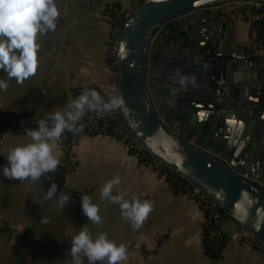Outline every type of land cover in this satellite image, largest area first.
<instances>
[{"label": "crops", "instance_id": "crops-1", "mask_svg": "<svg viewBox=\"0 0 264 264\" xmlns=\"http://www.w3.org/2000/svg\"><path fill=\"white\" fill-rule=\"evenodd\" d=\"M131 2L56 0L60 18L56 30L38 40L36 74L18 84L0 70V79L8 83L7 90L0 91V111L33 110L46 119L84 89L98 86L111 90L107 45L112 22L106 6L128 8ZM228 18L237 26L233 43L264 51V20L254 24L245 15ZM28 142L24 130L0 132V156L7 157L9 148ZM54 152L63 165L66 150L62 137ZM73 155L77 165L63 174L62 186H58V192H68L72 198L64 210L55 198L44 199L51 184L42 179L35 183L10 181L0 174V264H72V237L84 225L93 238L104 232L117 244L127 245L128 259L122 264H264V253L243 229L238 231L235 222L228 224L221 256L214 258L204 243L205 214L200 203L170 185L115 137L83 134L73 147ZM117 175L121 178L117 188L126 199L135 195L154 204L139 230L134 231L130 222L122 219L118 204L101 199L100 189ZM83 194L99 205L100 225L92 224L83 214ZM43 216L50 222L40 223Z\"/></svg>", "mask_w": 264, "mask_h": 264}, {"label": "water", "instance_id": "water-1", "mask_svg": "<svg viewBox=\"0 0 264 264\" xmlns=\"http://www.w3.org/2000/svg\"><path fill=\"white\" fill-rule=\"evenodd\" d=\"M226 1L135 5L112 89L146 148L264 243V51L233 43L236 23L218 10L196 11ZM177 70L195 83L181 87Z\"/></svg>", "mask_w": 264, "mask_h": 264}, {"label": "clouds", "instance_id": "clouds-1", "mask_svg": "<svg viewBox=\"0 0 264 264\" xmlns=\"http://www.w3.org/2000/svg\"><path fill=\"white\" fill-rule=\"evenodd\" d=\"M60 18L56 0H0V70L7 73L8 80L15 79L18 84L34 76L39 67L38 40L48 32L55 31ZM176 82L184 87L195 83V77L176 72ZM8 83L0 79V91H6ZM122 98L114 95H102L94 88L84 89L81 94L62 110H55L46 119H39L35 128H26L24 132L30 142L9 148L7 163L2 172L5 179L38 182L41 177L55 173L61 164V158L54 152L56 142L67 133L79 131L78 125L88 112L103 117L110 111L123 106ZM121 184L119 175L105 182L100 189L101 199L118 204L121 217L130 222L133 230H139L154 204L148 199L141 200L133 195L125 198L117 186ZM114 189L116 191L114 192ZM56 199L57 206L64 210L72 199L70 193L58 192L53 182L44 199ZM83 214L94 225L102 223L100 207L88 194L80 197ZM44 217L40 223H49ZM69 254L72 264H122L128 259V248L124 243L117 244L101 232L95 238L87 225L72 237Z\"/></svg>", "mask_w": 264, "mask_h": 264}, {"label": "built area", "instance_id": "built-area-1", "mask_svg": "<svg viewBox=\"0 0 264 264\" xmlns=\"http://www.w3.org/2000/svg\"><path fill=\"white\" fill-rule=\"evenodd\" d=\"M142 0H132L131 6L122 8L115 4L107 7L108 14L112 22V30L107 45V62L110 67L113 83L118 79L117 76V49L121 28L126 17L130 14L131 9ZM212 10H218L224 17H237L245 15L252 20L261 22L264 20V1L262 0H231L201 6L196 11L199 14H206ZM97 89L102 95H114L113 89L108 90L103 87H91ZM115 96V95H114ZM36 114L23 117L5 116L0 117V121L10 122L16 126L23 124L36 123ZM79 131L76 133H65L62 139L65 144L66 157L61 168L58 167L55 173H49L41 177L44 181H52L59 179L63 174L76 167L77 162L73 155V147L78 138L83 134H109L120 140L126 149L131 150L143 163L151 170L160 174L170 185L178 190L184 191L187 195L195 198L201 205L205 214L203 238L204 243L210 247L214 258L221 256L223 241L226 238L228 224L237 223L229 215L225 214L213 202V200L197 185L189 181L177 170L165 164L160 158L154 155L139 138L128 127L121 114L119 108H116L102 118L98 117L95 112H88L78 125ZM5 130L0 129V132ZM7 163L6 157L0 156V174L3 176V166ZM4 177V176H3ZM244 231V230H243ZM244 235L251 240L264 253V243L252 235H248L244 231Z\"/></svg>", "mask_w": 264, "mask_h": 264}, {"label": "trees", "instance_id": "trees-1", "mask_svg": "<svg viewBox=\"0 0 264 264\" xmlns=\"http://www.w3.org/2000/svg\"><path fill=\"white\" fill-rule=\"evenodd\" d=\"M33 114H36L33 110H27V111H24V112H21V113H15V112H11V111H0V117L3 118L5 116H12V117H23V116H30V115H33ZM36 121L37 122L39 119H44V118H41L39 116L36 115ZM37 126V123H28V124H23L22 126H16L10 122H3V121H0V129L2 130H11V129H18V130H24L26 128H35ZM59 168H61V166H59ZM42 179V178H41ZM8 180V179H7ZM43 180V179H42ZM10 181H13V180H10ZM44 181V180H43ZM49 184L55 182L58 186H62V180L60 178L59 179H56V180H52V181H45ZM221 211H223L221 208H220ZM224 212V211H223ZM206 249L210 252L211 249L210 247L208 246V244L206 245Z\"/></svg>", "mask_w": 264, "mask_h": 264}, {"label": "rangeland", "instance_id": "rangeland-1", "mask_svg": "<svg viewBox=\"0 0 264 264\" xmlns=\"http://www.w3.org/2000/svg\"><path fill=\"white\" fill-rule=\"evenodd\" d=\"M252 20V19H251ZM257 22V21H256Z\"/></svg>", "mask_w": 264, "mask_h": 264}]
</instances>
